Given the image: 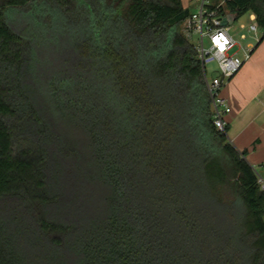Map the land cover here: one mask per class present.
<instances>
[{
  "label": "trees",
  "instance_id": "1",
  "mask_svg": "<svg viewBox=\"0 0 264 264\" xmlns=\"http://www.w3.org/2000/svg\"><path fill=\"white\" fill-rule=\"evenodd\" d=\"M227 5L264 28V0ZM42 6L75 15L82 62L49 70L10 17ZM191 12L0 0V264H264L260 174L214 123Z\"/></svg>",
  "mask_w": 264,
  "mask_h": 264
},
{
  "label": "built area",
  "instance_id": "2",
  "mask_svg": "<svg viewBox=\"0 0 264 264\" xmlns=\"http://www.w3.org/2000/svg\"><path fill=\"white\" fill-rule=\"evenodd\" d=\"M229 0H197V8L185 19L183 28L192 37L197 35L196 47L202 60L204 76L211 96L214 111V123L225 130L228 123L227 114L232 111L229 98L224 94V87L229 80L250 59L256 45L250 42L242 45L232 32V22L238 15L237 9L227 5ZM253 19L257 20L255 13ZM259 24L252 23L249 29L257 33ZM209 45H205V39ZM260 40V39H259ZM243 50L241 54L240 51ZM216 61L220 74L208 75L207 63ZM259 182L264 190V177L259 175Z\"/></svg>",
  "mask_w": 264,
  "mask_h": 264
},
{
  "label": "rangeland",
  "instance_id": "3",
  "mask_svg": "<svg viewBox=\"0 0 264 264\" xmlns=\"http://www.w3.org/2000/svg\"><path fill=\"white\" fill-rule=\"evenodd\" d=\"M183 1L188 4V7L192 11L196 10L197 0ZM253 13L252 10H247L232 22V32L244 46L250 42L257 46L259 39L264 33V28L259 24L258 20L253 19ZM58 14L55 10V14L53 15L51 8L47 6L39 7L29 15H23L17 11H13L10 14L18 30L33 39L37 54L41 56V60L43 63H46L49 70L55 69V66L58 68L62 60L66 63L69 60H75V58H77L76 63L84 60L82 58L83 54L80 52L82 48L77 50L75 48L77 43L81 44L79 38L82 36V28L75 22V15L70 13ZM59 17L62 19H59ZM184 21L182 22V27ZM255 22L259 24L257 33L249 29V26ZM183 30L185 31L184 28ZM197 38V35H193L191 40L196 43ZM205 45H209L208 38L205 39ZM240 53L242 54L243 50ZM73 56L77 57L73 58ZM207 69L209 77L220 74L216 61L208 62ZM257 171L260 175L263 174L260 168Z\"/></svg>",
  "mask_w": 264,
  "mask_h": 264
},
{
  "label": "crops",
  "instance_id": "4",
  "mask_svg": "<svg viewBox=\"0 0 264 264\" xmlns=\"http://www.w3.org/2000/svg\"><path fill=\"white\" fill-rule=\"evenodd\" d=\"M223 92L232 106L226 116L228 135L264 177V40Z\"/></svg>",
  "mask_w": 264,
  "mask_h": 264
}]
</instances>
